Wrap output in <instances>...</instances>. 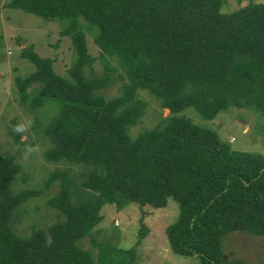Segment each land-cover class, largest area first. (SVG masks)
Instances as JSON below:
<instances>
[{
  "label": "trees",
  "instance_id": "obj_1",
  "mask_svg": "<svg viewBox=\"0 0 264 264\" xmlns=\"http://www.w3.org/2000/svg\"><path fill=\"white\" fill-rule=\"evenodd\" d=\"M223 0H8L47 20H67L60 34L75 52L66 79L53 57L34 45L20 48L33 63L14 83L22 102L35 112L47 99L57 114L44 128L51 145L48 160L85 162L78 200H70V177L55 168L43 187L60 178L48 205L60 220L32 227L27 237L9 226L13 211L42 187L13 191L20 170L14 153L0 154V264H133L135 251L119 248L91 230L105 202L121 208L128 201L162 207L169 195L178 201L177 218L165 233L170 248L195 255L200 264H247L226 260L221 236L233 230L264 234V155L235 151L208 127L181 114L188 107L206 120L229 107L252 106L264 114V1H248L221 11ZM86 23L97 48L87 52ZM94 27V32L92 28ZM125 79L120 93L104 97L117 70ZM98 59L104 73L87 76L83 67ZM38 84L28 91L33 84ZM144 89L168 114L153 128L130 139L127 131L144 109L135 99ZM18 139V135L15 136ZM88 237L92 256L76 241Z\"/></svg>",
  "mask_w": 264,
  "mask_h": 264
},
{
  "label": "rangeland",
  "instance_id": "obj_2",
  "mask_svg": "<svg viewBox=\"0 0 264 264\" xmlns=\"http://www.w3.org/2000/svg\"><path fill=\"white\" fill-rule=\"evenodd\" d=\"M5 1L8 0H0V154L14 153L20 164V170L11 182L13 191L26 187L43 189L38 195L21 202L10 218V229L20 237H27L32 227L46 228L60 220L58 210L47 202L49 197L58 192L60 178H56L48 187L42 186L43 179L55 168L65 170L70 177V200L76 202L78 194H83L79 182L82 172L87 168L84 164L87 163L45 158L44 150L51 142L43 132L57 114L58 104L47 99L33 112L27 102L20 100L14 83L15 76L25 77L35 68L32 62L19 55L20 48L29 44L34 45V50L40 56L53 57L54 70L68 79L66 68L74 59L75 52L68 36L60 34L67 20H47L20 8L3 6ZM248 1L264 0H223L220 10L230 11ZM79 22L85 32L87 52L96 57L98 51L92 42L91 33L84 29L86 23L83 20L79 18ZM94 30L93 27L92 32ZM111 63L117 70L112 72L110 83L96 91L106 98L118 95L125 80L119 77L123 71L115 57ZM83 72L87 76H97L103 74L104 69L96 59L90 66L83 67ZM37 85L33 84L28 91ZM134 98L144 102V109L137 121L128 128L130 139L142 130L153 128L168 114L159 101L144 89H138ZM180 113L196 124L214 130L231 149L264 155V114L254 107L232 106L218 112L210 120L203 119L192 107ZM21 123H30V127L23 133L16 131V126ZM26 146H38V150L25 158ZM178 211V201L172 195L167 196L166 204L162 207L128 201L119 208L105 202L99 209L101 220L93 227L91 234L96 239H107L116 247L133 249L136 254L133 264H200L198 256L174 252L169 246L165 228L177 218ZM76 244L87 249L92 256L95 255L96 248L89 243L88 237L79 238ZM220 246L226 260L264 264V234L256 236L246 231L233 230L221 236Z\"/></svg>",
  "mask_w": 264,
  "mask_h": 264
},
{
  "label": "clouds",
  "instance_id": "obj_3",
  "mask_svg": "<svg viewBox=\"0 0 264 264\" xmlns=\"http://www.w3.org/2000/svg\"><path fill=\"white\" fill-rule=\"evenodd\" d=\"M28 127H30V123L29 124L21 123L16 126V131L19 133H23L27 130ZM37 150H38V146L37 147L26 146L24 149L25 158H28Z\"/></svg>",
  "mask_w": 264,
  "mask_h": 264
},
{
  "label": "built area",
  "instance_id": "obj_4",
  "mask_svg": "<svg viewBox=\"0 0 264 264\" xmlns=\"http://www.w3.org/2000/svg\"><path fill=\"white\" fill-rule=\"evenodd\" d=\"M231 140H232V138H231Z\"/></svg>",
  "mask_w": 264,
  "mask_h": 264
}]
</instances>
